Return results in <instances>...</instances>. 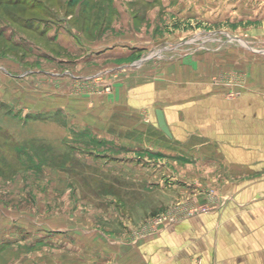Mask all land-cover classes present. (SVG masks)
Returning a JSON list of instances; mask_svg holds the SVG:
<instances>
[{
	"label": "rangeland",
	"instance_id": "374dc122",
	"mask_svg": "<svg viewBox=\"0 0 264 264\" xmlns=\"http://www.w3.org/2000/svg\"><path fill=\"white\" fill-rule=\"evenodd\" d=\"M1 1L0 264H94L90 244L81 242L91 231L133 242L153 235L154 221L166 213H181L179 219L190 214L185 196L160 208L161 191L113 174L106 168L105 147L70 125L64 110L25 111L16 97L29 92L39 98L34 103L39 109L45 91L110 92L120 75L118 68L110 75L111 67L119 62L100 50L90 52L86 41L98 40L102 48L131 30L153 41L128 61L153 69L182 57L200 64L198 76L229 96L263 97L264 0H247L233 19L216 11V4ZM60 28L75 34L77 43L62 47L53 37ZM32 143L41 146V156L34 155ZM100 257L98 264H106Z\"/></svg>",
	"mask_w": 264,
	"mask_h": 264
},
{
	"label": "crops",
	"instance_id": "0c3cea01",
	"mask_svg": "<svg viewBox=\"0 0 264 264\" xmlns=\"http://www.w3.org/2000/svg\"><path fill=\"white\" fill-rule=\"evenodd\" d=\"M164 1L176 7L216 4L228 18L240 14L247 0ZM67 34L60 28L53 37L60 45L77 43L75 34ZM139 34L131 30L102 48L98 40L86 41L90 52L100 50L119 62L111 64L110 75L115 68L120 75L110 92L45 91L39 109H34L39 98L29 92L16 100L25 111L64 110L70 125L105 147L106 168L113 174L161 191L160 208L184 196L189 210L209 208L133 242L93 231L81 242L90 244L94 264L104 260L100 255L106 264H264V96H229L198 76L200 64L182 57L153 69L128 61L153 41ZM157 108L170 136L157 124Z\"/></svg>",
	"mask_w": 264,
	"mask_h": 264
},
{
	"label": "built area",
	"instance_id": "2783aa9c",
	"mask_svg": "<svg viewBox=\"0 0 264 264\" xmlns=\"http://www.w3.org/2000/svg\"><path fill=\"white\" fill-rule=\"evenodd\" d=\"M208 208H209V206L207 204H203V205H200L199 207H194V208L190 209L188 212H190V213L191 212H198V211L204 212V211H207ZM180 214L177 215V213L169 212V213H166L165 215L158 217L156 219V221H154V225H155L154 228L156 230H154L153 232L154 233L157 232V229L166 223L176 222L177 220H179Z\"/></svg>",
	"mask_w": 264,
	"mask_h": 264
},
{
	"label": "trees",
	"instance_id": "16d2710c",
	"mask_svg": "<svg viewBox=\"0 0 264 264\" xmlns=\"http://www.w3.org/2000/svg\"><path fill=\"white\" fill-rule=\"evenodd\" d=\"M9 2V4H12L13 3V1L12 0H8ZM2 3H4V2H2L1 0H0V4H2ZM31 5L32 6H34V1L31 3ZM0 18H1V16H0ZM10 18L12 19H15V20H21L20 18H21V16L20 15H11L10 16ZM40 36H43L42 38H45L44 37V34L43 33H40ZM4 138V137H3ZM15 141H18V140H15ZM18 142H20V144H24L25 143V140H21V141H18ZM33 144V143H32ZM27 146V145H26ZM31 149H32V151H33V153H34V155H38V156H41L42 155V153L40 152L41 151V146H37V145H35V144H33L32 146L30 145L29 146ZM27 148V147H26ZM28 149V148H27ZM21 153H23V151L21 152Z\"/></svg>",
	"mask_w": 264,
	"mask_h": 264
},
{
	"label": "water",
	"instance_id": "95a60500",
	"mask_svg": "<svg viewBox=\"0 0 264 264\" xmlns=\"http://www.w3.org/2000/svg\"><path fill=\"white\" fill-rule=\"evenodd\" d=\"M155 114H156V120H157V124L159 126V128L168 136H170V131H169V128L166 124V121H165V117H164V113L162 111V109L160 108H157L155 110Z\"/></svg>",
	"mask_w": 264,
	"mask_h": 264
}]
</instances>
